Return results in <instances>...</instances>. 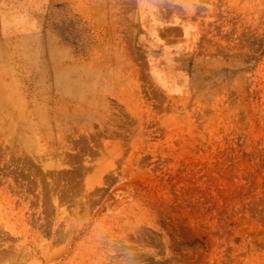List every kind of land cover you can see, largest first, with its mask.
<instances>
[{
  "label": "rangeland",
  "instance_id": "obj_1",
  "mask_svg": "<svg viewBox=\"0 0 264 264\" xmlns=\"http://www.w3.org/2000/svg\"><path fill=\"white\" fill-rule=\"evenodd\" d=\"M1 81L0 264H264V0H0Z\"/></svg>",
  "mask_w": 264,
  "mask_h": 264
},
{
  "label": "bare ground",
  "instance_id": "obj_2",
  "mask_svg": "<svg viewBox=\"0 0 264 264\" xmlns=\"http://www.w3.org/2000/svg\"><path fill=\"white\" fill-rule=\"evenodd\" d=\"M0 90H1L0 107L2 109L18 106V102L14 99V93L12 91V86L10 83L1 81Z\"/></svg>",
  "mask_w": 264,
  "mask_h": 264
}]
</instances>
